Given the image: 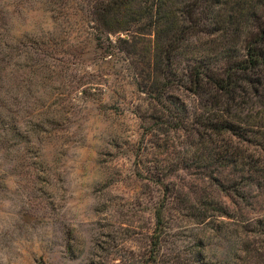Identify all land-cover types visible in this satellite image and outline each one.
Returning <instances> with one entry per match:
<instances>
[{"label": "rangeland", "instance_id": "374dc122", "mask_svg": "<svg viewBox=\"0 0 264 264\" xmlns=\"http://www.w3.org/2000/svg\"><path fill=\"white\" fill-rule=\"evenodd\" d=\"M92 1L0 0V264L127 263L169 196L168 257L264 264V100L236 110L246 126L228 149L249 164L227 198L218 173L228 179L234 161L216 158L218 116H200L208 105L184 92L193 126L176 112L144 119L153 111L136 85L150 81L153 36L95 30ZM263 11L264 0H203L190 23L168 20L169 33L184 27L175 63L185 73L244 52Z\"/></svg>", "mask_w": 264, "mask_h": 264}, {"label": "trees", "instance_id": "16d2710c", "mask_svg": "<svg viewBox=\"0 0 264 264\" xmlns=\"http://www.w3.org/2000/svg\"><path fill=\"white\" fill-rule=\"evenodd\" d=\"M201 1L203 0H93L88 6L89 23L95 30L107 36L128 33L141 37L153 36V54L148 65L150 81L136 85L140 94L149 97L145 109L153 111L148 117H145L147 113H144V119H154L151 117L160 112L161 116L155 120L161 121L166 112H176L180 124L184 127L193 126L189 123L190 110L185 103L184 92L191 94L200 104L203 101L201 105H208L207 109L193 108L195 111L199 110L200 116L203 114L218 116L209 123V128L212 133L216 132L227 140L223 144L215 145L216 158L220 160L229 158L234 161V164L223 167L230 172L228 179L223 172L218 173V187L224 189L227 198H232L240 195L235 182L237 178H245V167L249 163L246 164L241 160L237 148L228 149V134L234 132L235 128L246 126L238 117L236 119V110L241 109L247 103L245 101L253 98L264 100V11L263 24L250 38L244 47V52L226 54L221 64L217 66L200 62L197 66L186 69L184 73V68L180 67L179 63H175L176 51L180 47L181 40L179 32L184 27L178 26L175 31L169 33V29H164V25L168 20L180 22L181 25L190 23L192 17L196 16ZM208 1L213 5L221 2V0ZM128 41V38H118V44L126 45ZM206 101L209 102L205 103ZM232 112H234L232 117L236 120H228ZM149 135L150 144L154 146L158 134L150 132ZM216 169H219L218 166ZM142 173L147 176L150 174V169L143 168ZM148 181L153 186L165 184L163 180L156 181L153 178ZM223 182L228 183L227 186L221 185ZM169 197H163L157 204L155 203L154 228L147 237L145 246L134 252L129 262H120V264H164L165 262L178 264L165 252L169 246L174 245V242L170 241L174 234H171L173 228L169 215V205L173 204L174 198ZM208 218H202L201 222H205ZM91 264H102V262H91ZM188 264L212 263L195 258Z\"/></svg>", "mask_w": 264, "mask_h": 264}]
</instances>
